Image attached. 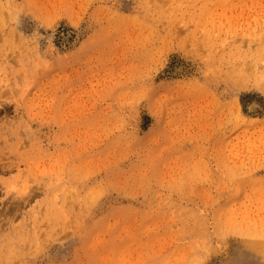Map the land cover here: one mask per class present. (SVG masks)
<instances>
[{"label":"rangeland","instance_id":"1","mask_svg":"<svg viewBox=\"0 0 264 264\" xmlns=\"http://www.w3.org/2000/svg\"><path fill=\"white\" fill-rule=\"evenodd\" d=\"M0 264H264V0H0Z\"/></svg>","mask_w":264,"mask_h":264},{"label":"bare ground","instance_id":"2","mask_svg":"<svg viewBox=\"0 0 264 264\" xmlns=\"http://www.w3.org/2000/svg\"><path fill=\"white\" fill-rule=\"evenodd\" d=\"M173 70L180 71L181 70V67L178 64H176L174 66Z\"/></svg>","mask_w":264,"mask_h":264}]
</instances>
